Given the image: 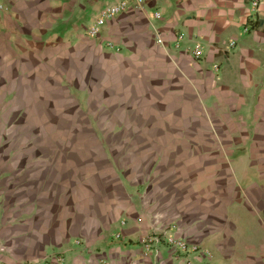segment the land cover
Segmentation results:
<instances>
[{"label": "crops", "instance_id": "0c3cea01", "mask_svg": "<svg viewBox=\"0 0 264 264\" xmlns=\"http://www.w3.org/2000/svg\"><path fill=\"white\" fill-rule=\"evenodd\" d=\"M115 1L0 0V264H264V0Z\"/></svg>", "mask_w": 264, "mask_h": 264}, {"label": "built area", "instance_id": "2783aa9c", "mask_svg": "<svg viewBox=\"0 0 264 264\" xmlns=\"http://www.w3.org/2000/svg\"><path fill=\"white\" fill-rule=\"evenodd\" d=\"M137 4H141L143 3L144 0H136ZM251 1V5L253 7L254 10H257L259 8L260 5V0H250ZM131 2L130 0H117L115 2L106 4L101 13L100 16L96 18V20L94 21L93 24L88 26L87 29V34L92 36V37H97L101 34V30H102V26L104 25V23L109 20L112 19L113 17L117 16L118 14L126 11L128 9V7L130 6ZM154 16L155 17H160L161 13L160 11H156L154 12ZM235 42H232V44H234ZM203 47L201 44H197L195 46V48L193 49V54L196 58H201L203 56ZM120 234L116 235V238H120ZM152 240V239H151ZM151 240H147L144 241L146 248L149 249L150 245H149V241ZM159 240V239H155L154 241ZM168 245L170 247H173L177 250H181L184 252L189 251L188 250V245L187 243L180 239V238H176L175 236H168L165 240ZM195 249V248H194ZM188 264H192L190 261L188 262Z\"/></svg>", "mask_w": 264, "mask_h": 264}]
</instances>
